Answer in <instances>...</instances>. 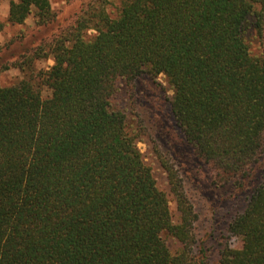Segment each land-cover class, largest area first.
<instances>
[{"label": "trees", "instance_id": "16d2710c", "mask_svg": "<svg viewBox=\"0 0 264 264\" xmlns=\"http://www.w3.org/2000/svg\"><path fill=\"white\" fill-rule=\"evenodd\" d=\"M52 1L9 0L7 20L52 24ZM105 1L90 0L48 42L49 68L23 56L30 73L0 84V264H264V53L248 36L263 34L264 0H120L116 16ZM140 78L158 86L167 125L210 189L245 194L227 224L239 248L212 259L199 240L185 166L157 138L169 131L123 104L136 102ZM144 135L174 211L138 146Z\"/></svg>", "mask_w": 264, "mask_h": 264}, {"label": "rangeland", "instance_id": "374dc122", "mask_svg": "<svg viewBox=\"0 0 264 264\" xmlns=\"http://www.w3.org/2000/svg\"><path fill=\"white\" fill-rule=\"evenodd\" d=\"M90 0H53L52 8L55 12V19L52 24L38 26L35 23L33 13L21 24H13L7 20L9 0L0 2V84L10 85L26 77L31 69L26 63L19 64L23 56L32 57V68L34 71L47 69L53 64V57L48 47V42L58 34L62 29L74 22L80 12L86 7ZM120 0H106L105 8L110 16H116L119 12ZM95 34L94 30H89L88 35ZM249 41L251 51L254 54L264 53V31L262 36H258L254 27L249 28ZM157 82L164 87L168 96L172 91L163 75L157 77ZM137 90V100L135 103L131 99L125 100L123 104L127 105V112L131 118L133 112H138L147 120L151 130L153 121L158 120L162 126L165 124L163 132H168V137L154 134L157 138L163 139L160 148L166 155L165 148H171L174 155L180 156L185 169L182 174L185 180L187 191L196 206L198 220L196 222V232L199 240H204L206 246L212 247V259L220 248L228 245L233 248L241 246L240 236L232 235L227 230V224L234 214L239 212L245 204V194L235 191L233 196L222 198L217 190L210 189L202 167H199L192 161V156L187 147L181 145L175 140L173 131L167 125L165 120V110L157 99L158 86H155L146 78H140L135 83ZM43 95H47V89L42 90ZM133 109V110H132ZM133 111V112H132ZM167 111V110H166ZM131 112V113H130ZM163 134V133H162ZM153 136V137H154ZM153 137L143 136L138 142V146L143 152L146 161L151 165L157 178L158 186L168 193L169 205L172 211L175 210V203L169 194L165 172L160 165L159 160L153 152ZM161 139V140H162ZM165 146V147H164ZM175 152V153H174ZM177 153V154H176ZM175 166L176 161L170 160ZM214 261V260H213Z\"/></svg>", "mask_w": 264, "mask_h": 264}]
</instances>
